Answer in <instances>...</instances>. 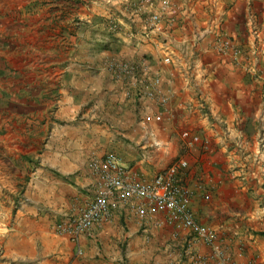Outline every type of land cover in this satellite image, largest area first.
<instances>
[{
    "label": "crops",
    "instance_id": "1",
    "mask_svg": "<svg viewBox=\"0 0 264 264\" xmlns=\"http://www.w3.org/2000/svg\"><path fill=\"white\" fill-rule=\"evenodd\" d=\"M162 5L163 0H0L1 79L17 74V91L25 97L16 111L11 104L4 110L9 130L0 149V197H9L0 210L11 212L0 217V264H193L189 246L205 264H216L211 249L190 230L140 222L129 206L77 243L57 232L90 200L95 179L88 162L106 153L142 181L186 160L182 182L191 191L187 201L196 221L215 230L230 264H264L263 168L237 167L234 147L244 140L253 153L264 140V0H169L165 10ZM156 13L164 35H147L143 25ZM219 17L222 31L240 49L236 60L210 51L213 35L197 46L193 41ZM110 21L118 24L116 31ZM168 48L173 63L166 66L161 58ZM32 55L37 67L24 59ZM111 58L147 59L161 75L168 103L138 99L135 91L126 96V86L102 68ZM199 66L209 74L207 83L195 74ZM9 85L10 96L15 89ZM185 130L200 142L188 146L180 138ZM151 146L173 150L164 158L167 164L140 157L139 149ZM11 158L16 163L8 167Z\"/></svg>",
    "mask_w": 264,
    "mask_h": 264
},
{
    "label": "built area",
    "instance_id": "2",
    "mask_svg": "<svg viewBox=\"0 0 264 264\" xmlns=\"http://www.w3.org/2000/svg\"><path fill=\"white\" fill-rule=\"evenodd\" d=\"M168 4L169 0H163L162 10H165ZM161 17L160 13H156L145 21L143 29L147 35H164ZM222 24L223 20L220 17L210 21L203 32L194 36L193 41L197 46L205 37L213 35L210 51L216 55L229 56L236 60L241 53L240 49L234 40L222 31ZM109 29L116 31L118 24L110 21ZM167 38L169 39V36ZM161 63L166 66L173 63L169 48L165 50ZM102 68L114 80L126 86V96L136 89V91L139 90L138 99L156 101L159 105L168 103L169 94L161 91V75L159 71L153 72L147 59L133 62L111 58L102 63ZM204 69L200 66L194 69L201 83H207L209 80V74ZM199 102L201 108L206 106L203 99H199ZM180 138L188 146L200 142L198 135H190L186 130L180 133ZM234 147L236 148L235 155L238 154L239 158L237 167L247 170V166L251 164V167L260 166L264 172L263 138L259 139L258 150L253 153L249 151L248 143L244 140L234 143ZM187 168L188 162L178 159L149 181H142L115 154L106 153L101 157L93 156L88 162V169L95 179L90 189L92 194L90 200L77 214L67 216L59 223L56 230L59 234L70 235L72 241L77 243L79 236L88 235L95 227L108 222L113 212L129 206L130 211L140 222L152 220L153 225L158 227L164 224L177 231L190 230L195 241L211 249V259L216 264H230L232 262L230 255L218 241L215 230L198 223L192 213L187 201L191 191L182 182L184 171ZM197 188L200 190L202 186L198 185ZM158 213L164 215L162 221L155 218ZM81 254L82 251L78 248L77 255ZM188 254L193 264H205V258L193 254L190 246Z\"/></svg>",
    "mask_w": 264,
    "mask_h": 264
},
{
    "label": "rangeland",
    "instance_id": "3",
    "mask_svg": "<svg viewBox=\"0 0 264 264\" xmlns=\"http://www.w3.org/2000/svg\"><path fill=\"white\" fill-rule=\"evenodd\" d=\"M14 53L17 52V49L13 50ZM30 53H33V51L30 50ZM37 56L32 55L31 57H25V61L29 60L30 63H32V67H37V65H34V59H36ZM24 59H20V63L24 62ZM19 61V60H17ZM19 65L17 64L16 69L19 70ZM24 69V68H23ZM34 72H36V69L34 70ZM29 73V72H28ZM26 81H29L26 79ZM31 82H36L35 81H31ZM7 84H10L9 86L11 87V89H15L14 91H10V96L8 95L9 91H6L5 88ZM20 84V80L19 77L16 75L13 76V78L11 80H2L1 79V75H0V149H2V142H3V136L6 132H8L9 130V115L4 112V110H6V108H8L11 104L12 109H14L15 111L22 106V101L25 99L24 94L22 92H18V86ZM6 93V94H5ZM13 111L15 114L16 112ZM11 117H14V115H10ZM167 147H165L166 149ZM139 153H140V157H144L145 159L147 157H153L155 160V163H158V165L162 164H167L168 161H165V156H171L173 154V150L167 148L166 150L162 151H156L155 147L151 146V147H145L143 149H139ZM168 156V157H169ZM2 152H0V162H2ZM12 160H8V162L4 163L5 165H7L8 167L11 165H14L16 162L13 160V158H11ZM2 165V164H1ZM17 170H20L19 166H17ZM8 169V168H7ZM10 170V169H9ZM21 171V170H20ZM30 172V167L27 168V175ZM26 175V176H27ZM29 176V175H28ZM27 176V177H28ZM18 178V177H16ZM22 181V179H21ZM9 196L7 194H2V196L0 197V205L2 207H4L7 202H5V198H8ZM8 212L10 213V209H6L2 208L0 210V217H6V215L8 214Z\"/></svg>",
    "mask_w": 264,
    "mask_h": 264
},
{
    "label": "trees",
    "instance_id": "4",
    "mask_svg": "<svg viewBox=\"0 0 264 264\" xmlns=\"http://www.w3.org/2000/svg\"><path fill=\"white\" fill-rule=\"evenodd\" d=\"M108 27H109V26H108ZM135 91H136V89H135ZM137 92H139V90L136 91V93H137ZM137 95H139V93H137V94L135 95L136 98H139V96H137Z\"/></svg>",
    "mask_w": 264,
    "mask_h": 264
}]
</instances>
